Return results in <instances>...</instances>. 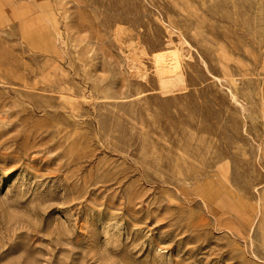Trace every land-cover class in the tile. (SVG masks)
<instances>
[{
	"label": "rangeland",
	"instance_id": "rangeland-1",
	"mask_svg": "<svg viewBox=\"0 0 264 264\" xmlns=\"http://www.w3.org/2000/svg\"><path fill=\"white\" fill-rule=\"evenodd\" d=\"M0 264H264V0H0Z\"/></svg>",
	"mask_w": 264,
	"mask_h": 264
},
{
	"label": "bare ground",
	"instance_id": "bare-ground-1",
	"mask_svg": "<svg viewBox=\"0 0 264 264\" xmlns=\"http://www.w3.org/2000/svg\"><path fill=\"white\" fill-rule=\"evenodd\" d=\"M169 56V55H168ZM166 54H164V55H159V57H158V61L160 62V63H162L163 64V62H167V70L168 71H172V72H176V75H173L172 77H170V75L169 76H167V77H164L165 79H163V85L164 86H168V87H176V86H178L179 84H180V81H181V78H180V76L178 75V73H177V71H178V63H177V60L174 58V57H172V56H174V54H172L171 55V57L172 58H170V56L168 57ZM171 60V61H170ZM161 64V65H162ZM161 69H163V68H161ZM162 74H163V72H162Z\"/></svg>",
	"mask_w": 264,
	"mask_h": 264
}]
</instances>
